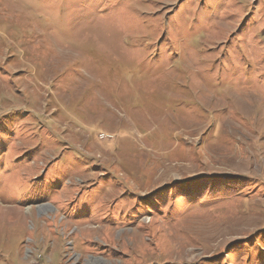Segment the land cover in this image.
I'll list each match as a JSON object with an SVG mask.
<instances>
[{
    "label": "rangeland",
    "instance_id": "obj_1",
    "mask_svg": "<svg viewBox=\"0 0 264 264\" xmlns=\"http://www.w3.org/2000/svg\"><path fill=\"white\" fill-rule=\"evenodd\" d=\"M0 264H264V0H0Z\"/></svg>",
    "mask_w": 264,
    "mask_h": 264
}]
</instances>
